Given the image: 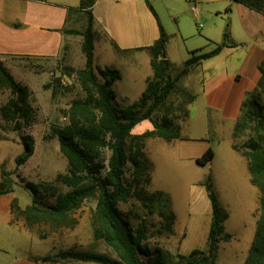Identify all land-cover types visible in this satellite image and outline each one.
<instances>
[{
    "label": "rangeland",
    "instance_id": "obj_1",
    "mask_svg": "<svg viewBox=\"0 0 264 264\" xmlns=\"http://www.w3.org/2000/svg\"><path fill=\"white\" fill-rule=\"evenodd\" d=\"M51 1L67 4L70 11H76L73 26L77 30L82 29V21L87 19V13L77 8L79 0ZM147 1L166 30L164 51L171 64V75L182 68L191 51L208 52L217 45L222 49L217 55L192 68L180 80V85L193 95L189 104L188 96L175 89L154 114L159 118L169 117L178 123L182 139L166 142L159 138H148L145 143V156L151 165L148 189L167 195L175 214L173 232L161 229L159 216L148 213L135 198L119 202L118 207L132 225L144 219L148 232L158 230L146 240V244L152 252L154 247H159L165 264H179L178 254H188L195 248L206 250L211 206L204 183L210 177L217 201L228 212L224 228L232 234L228 241L219 243L217 264H244L259 215V190L250 183L247 161L241 156L242 151L250 150L247 139L251 129L240 124L234 131V120L224 118L218 109L208 107L204 88L209 85L207 83L205 86L204 82L219 77L229 82V86L238 83L232 80L233 75L239 73L236 79L242 78L250 48L254 44L264 48V17L235 0ZM141 4L143 26L149 29L148 21H153V17L146 1L141 0ZM193 5L196 7V17L190 10ZM102 6L103 0L98 8L102 10ZM148 17L152 20H148ZM3 24L5 27L0 28V32L7 34L16 50L15 55L9 53L3 56L7 58L6 64L13 77L28 87L34 116L29 125L22 123L19 131H14L0 116V132L5 137V140H0V167L13 180L8 192L0 195V204L11 197L12 200L16 199L20 208V211L10 208L8 222L5 211L0 207V264H15L28 256L45 255L52 260H32L31 264H99L56 257L68 250L94 251L118 259L103 239L93 237L95 197L85 199L77 210L55 225L45 221L28 224L21 213L31 202V193L23 183L38 184L41 197L47 202L53 199L52 190L44 189L42 185L51 184L56 192L68 189L57 177L66 173L68 165L59 150L55 128L69 122L72 100L83 98L84 93L75 74L67 75L64 70L67 66L80 68L78 65L81 62L77 56L70 55L72 65L65 53L56 59L25 55L21 53L19 45L28 43V26L20 21H4ZM99 39L95 61L121 68L123 79L113 87L115 101L127 105L140 96L146 82L144 79L151 74L149 55L145 50L119 54L111 42ZM9 95L8 88H0V106ZM260 96L264 105V92ZM187 108V117L182 121ZM150 127V122L143 120L133 127L132 133H141ZM21 134L31 135L34 152L23 164L16 165L14 158L23 150ZM207 147L214 152L212 159L204 164L198 163L196 158ZM102 154L108 156L107 151ZM42 235L45 238H40Z\"/></svg>",
    "mask_w": 264,
    "mask_h": 264
},
{
    "label": "trees",
    "instance_id": "obj_2",
    "mask_svg": "<svg viewBox=\"0 0 264 264\" xmlns=\"http://www.w3.org/2000/svg\"><path fill=\"white\" fill-rule=\"evenodd\" d=\"M145 1L157 21L159 36L153 44L137 48L147 51L151 76L146 80L140 96L127 105L115 101L113 84L120 79V71L112 66H100L93 62L96 32L93 28L92 6L96 0H79L77 8L87 13L85 27L83 30L68 31L81 35V50L85 57L83 67L64 68L65 74H75L84 97L72 100L69 107V122L55 128L59 150L68 165L66 173L58 174L57 177L68 189L56 192L51 184L42 185L44 189L52 190L53 199L47 202L42 199L41 187L38 184L23 183L31 193V202L21 210V213L28 224L45 221L55 225L77 210L85 199L95 197L93 237L103 239L117 254L118 259L103 253L78 250L64 251L56 257L99 264H165L159 247H154L152 252L146 244V240L159 231L148 232L144 219L132 225L118 205L121 201L135 198L148 213L159 216L161 229L173 232L175 214L167 195L159 190L148 189L151 182V165L145 156V143L152 137L167 142L181 138L178 123L169 117L159 118L154 114L175 89L188 96L189 104L193 95L180 85V80L202 61L217 55L222 48L217 45L208 52L191 51L182 68L175 75H171L169 73L171 64L165 56L162 57V54H165L167 35L155 10L147 0ZM235 1L264 16V0ZM113 45L119 54L124 52L125 49L119 48L115 43ZM258 70L259 78L255 86L246 92L233 125L234 131L240 124L250 126L251 133L247 139L250 150L242 151L241 156L246 158L250 183L259 190V215L244 264H264V105L260 96L264 92V58L259 63ZM0 88H8L10 92L7 100L0 106V116L14 131H19L22 123L29 125L33 120L34 109L29 102L30 91L26 85L13 77L1 62ZM187 114L188 108L184 110L182 121L186 119ZM143 120H148L152 128L141 133H132L133 127ZM20 139L23 150L14 158L16 165L23 164L34 152L31 135L21 134ZM0 140H5L1 132ZM231 146L237 149L235 145ZM103 151H107L108 156L102 154ZM213 155L211 147H207L196 161L201 164L207 163ZM12 181L8 172L1 166L0 195L8 192ZM204 186L211 206L207 247L205 251L195 248L188 254H178L179 264H217L219 243L232 237L224 228L228 212L217 201L210 177ZM10 208L20 211L15 198ZM40 238L45 236L42 235ZM28 258L41 262L52 260L49 255Z\"/></svg>",
    "mask_w": 264,
    "mask_h": 264
},
{
    "label": "crops",
    "instance_id": "obj_3",
    "mask_svg": "<svg viewBox=\"0 0 264 264\" xmlns=\"http://www.w3.org/2000/svg\"><path fill=\"white\" fill-rule=\"evenodd\" d=\"M100 1L96 0L92 6L93 28L96 32L93 62L100 66H112L120 71L121 77L114 82V87L117 81H122L124 73L119 66L95 61V49L97 42L100 40L99 37L104 41L111 42L110 44L115 43L119 48L125 49L123 53H131L136 52L138 47L153 44L159 36V30L157 21L153 15L152 19L155 21V25L153 21H148L149 29H144L143 17L141 15V0H131V2H127V0H103L102 10L98 8ZM68 7L67 4H59L51 0H3L0 4V28L5 27L4 21H20L24 25H27L30 30L29 36L26 38L28 43L24 46L19 45L21 53L39 57L40 59H56L65 53L66 57L69 56V63L73 61L70 55H74L81 62L78 66L83 67L85 57L81 50L82 37L80 34L68 32L70 29H77L73 26L77 15L76 11L72 10L74 13H71L72 11ZM257 13L260 14L259 12ZM260 15L263 16L262 14ZM149 19L151 18L148 17ZM159 22L166 33L162 22ZM85 24L86 19L82 21V29H78L83 30ZM9 53L14 54L16 50L7 34L0 32V56L3 57L0 59V62L7 69H9L6 64L7 58L3 55L6 56ZM164 56L167 58L166 53ZM263 58L264 48H260L254 44L248 52L244 74H241L242 78L236 79L239 73H235L233 79L230 78L238 82L236 85L232 84L229 86V82H225L219 77H212L205 81V86L207 83L209 85L207 88H204L207 106L218 109L222 117L230 118L235 122L246 92L255 86L259 78L258 65ZM148 64L150 67V58H148ZM150 76L151 74L144 79V82ZM175 139H182V137ZM11 200L12 198L10 197L5 203L0 204V207H2L7 215L8 222ZM31 262L33 261L27 257L17 261L15 264H31Z\"/></svg>",
    "mask_w": 264,
    "mask_h": 264
},
{
    "label": "built area",
    "instance_id": "obj_4",
    "mask_svg": "<svg viewBox=\"0 0 264 264\" xmlns=\"http://www.w3.org/2000/svg\"><path fill=\"white\" fill-rule=\"evenodd\" d=\"M190 10H191V12H192V14H193V17H196V7L193 5V6H191L190 7Z\"/></svg>",
    "mask_w": 264,
    "mask_h": 264
},
{
    "label": "water",
    "instance_id": "obj_5",
    "mask_svg": "<svg viewBox=\"0 0 264 264\" xmlns=\"http://www.w3.org/2000/svg\"><path fill=\"white\" fill-rule=\"evenodd\" d=\"M162 57H164V54H162Z\"/></svg>",
    "mask_w": 264,
    "mask_h": 264
}]
</instances>
